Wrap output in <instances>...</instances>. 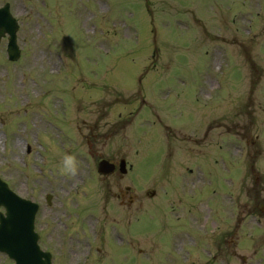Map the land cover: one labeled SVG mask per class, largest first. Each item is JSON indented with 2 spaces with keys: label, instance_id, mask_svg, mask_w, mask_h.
<instances>
[{
  "label": "rangeland",
  "instance_id": "1",
  "mask_svg": "<svg viewBox=\"0 0 264 264\" xmlns=\"http://www.w3.org/2000/svg\"><path fill=\"white\" fill-rule=\"evenodd\" d=\"M5 2L21 53L9 61L2 38L0 178L39 202L38 231L45 218L52 232L67 226L63 248L50 242L53 264H174L170 215L193 206L184 170L201 163L220 190L233 166L218 155L226 149L242 160L225 191L238 196L241 218L248 206L264 215V0ZM64 153L76 157L73 177L59 172ZM117 156L127 161L121 177L85 170ZM80 177L89 183L72 198ZM221 220L242 239L241 222ZM97 226L100 249L84 263ZM263 239L217 249L230 264L264 260ZM194 261L222 264L200 250Z\"/></svg>",
  "mask_w": 264,
  "mask_h": 264
},
{
  "label": "water",
  "instance_id": "2",
  "mask_svg": "<svg viewBox=\"0 0 264 264\" xmlns=\"http://www.w3.org/2000/svg\"><path fill=\"white\" fill-rule=\"evenodd\" d=\"M17 23L9 12L8 4L0 7V37L9 34L7 52L10 59L19 56L16 44ZM0 204L6 207V216L0 214V250L8 253L15 264H49L48 257L39 250L33 232L36 205L13 195L0 182Z\"/></svg>",
  "mask_w": 264,
  "mask_h": 264
},
{
  "label": "clouds",
  "instance_id": "3",
  "mask_svg": "<svg viewBox=\"0 0 264 264\" xmlns=\"http://www.w3.org/2000/svg\"><path fill=\"white\" fill-rule=\"evenodd\" d=\"M78 171L77 160L73 154L64 153L59 166V172L61 175L67 177H73Z\"/></svg>",
  "mask_w": 264,
  "mask_h": 264
},
{
  "label": "flooded vegetation",
  "instance_id": "4",
  "mask_svg": "<svg viewBox=\"0 0 264 264\" xmlns=\"http://www.w3.org/2000/svg\"><path fill=\"white\" fill-rule=\"evenodd\" d=\"M112 161H113V160H112ZM113 162L115 163V165H117V161H116V160H114ZM174 213H177V212H174ZM219 237L222 238V239H219V240H218V244H219V246H220L222 243L225 242V239H224V236L221 235V234H219Z\"/></svg>",
  "mask_w": 264,
  "mask_h": 264
}]
</instances>
